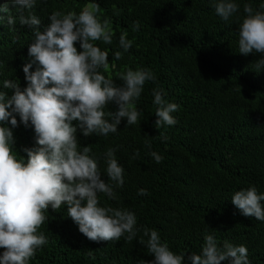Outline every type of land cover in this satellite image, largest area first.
Returning a JSON list of instances; mask_svg holds the SVG:
<instances>
[{
  "label": "trees",
  "instance_id": "16d2710c",
  "mask_svg": "<svg viewBox=\"0 0 264 264\" xmlns=\"http://www.w3.org/2000/svg\"><path fill=\"white\" fill-rule=\"evenodd\" d=\"M4 2L0 0V5ZM234 2L239 11L225 22L215 14L212 0H37L30 11L41 20V30L50 24L54 11L78 14L98 4V15L110 20L114 33L111 45L96 42L109 54L104 74L117 86L128 69H150L156 80L144 85L135 125L128 126L125 117L118 131L107 136L85 137L79 128L76 133L80 149L91 148L102 173L105 152L116 150L124 184L114 187V199L99 194V200L101 206L133 212L137 237L131 242L124 237L91 241L67 215L66 205L58 211L50 208L38 230L48 243L29 264H147L154 257L138 242L148 239L144 228L156 230L176 254H200L204 236L212 234L221 247L225 241L246 246L250 264H264V221L243 216L231 202L236 191L251 186L264 193V70L257 72L255 67L264 54L238 52L243 6L250 3L254 11L262 10L264 0ZM10 12L15 24L0 22V90L7 79L26 87L23 66L34 60L28 54L33 32L20 24L16 8ZM122 33L133 42L128 52L119 47ZM76 47L80 50L79 43ZM117 51L122 52L120 60L114 59ZM36 68L33 63L30 71ZM154 88L179 106L172 113L175 125L156 128ZM117 110L112 102L105 112ZM16 118L18 127L12 130L19 158L26 156L23 148L37 145L34 126L29 122L25 127ZM137 151L139 156L133 159ZM153 151L163 157L160 163L151 156ZM101 178L107 182L106 174ZM140 189L148 194L139 195Z\"/></svg>",
  "mask_w": 264,
  "mask_h": 264
},
{
  "label": "clouds",
  "instance_id": "9594fccd",
  "mask_svg": "<svg viewBox=\"0 0 264 264\" xmlns=\"http://www.w3.org/2000/svg\"><path fill=\"white\" fill-rule=\"evenodd\" d=\"M37 0H5L0 5V22L7 20L14 25L12 8L17 9L19 22L33 32L34 40L28 54L34 60L23 66L27 86L21 88L15 80H4L0 90V264H29L38 249L48 243V238L38 232L47 220L46 212L58 211L67 206V215L78 225L79 231L94 242L119 241L124 237L131 242L139 229L133 212L101 206L99 194L115 198L114 187L124 184L123 167L115 158V149L104 154L106 164L102 173L99 160L91 154V148L80 149L77 128L83 136H107L116 133L122 118L127 125H135L141 115L136 103L144 85L155 82L156 76L149 69H128L114 80L102 70L109 67V54L96 42L113 43L114 33L110 20L102 19L99 5L85 7L78 14L54 11L50 24L41 30V20L30 10ZM10 5L12 8H10ZM215 14L228 22L239 11L234 0H212ZM254 11L250 3L243 6L245 15L239 23V53L264 54V4ZM28 10V15L25 11ZM139 29V21L133 22V30ZM79 43L80 50L76 44ZM119 47L128 52L133 42L127 34L119 36ZM117 51L114 59L120 60ZM33 63L35 71H30ZM256 71L264 70V59L256 62ZM11 90L12 94L9 95ZM153 104L156 106V128L173 126L177 120L172 115L179 106L167 102L163 90L154 88ZM118 105L115 112H105L110 103ZM19 122L25 127L34 126L37 147L23 148L22 155L14 153V128ZM78 121L77 126L72 122ZM11 125L9 127L8 125ZM139 156L137 151L132 157ZM151 156L156 163L163 157L155 151ZM106 174L107 182L101 178ZM139 195H147L145 189ZM232 204L243 216L264 221V193L256 187L236 191ZM138 242L145 245L154 258L147 264H250L248 249L227 241L219 246L212 234L204 236L200 254H176L166 242H162L156 230L144 228Z\"/></svg>",
  "mask_w": 264,
  "mask_h": 264
}]
</instances>
